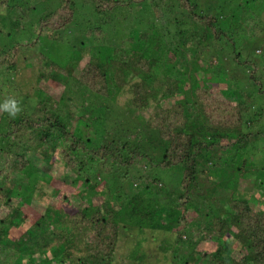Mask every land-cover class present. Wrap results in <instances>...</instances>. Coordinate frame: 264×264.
Returning <instances> with one entry per match:
<instances>
[{
    "label": "trees",
    "instance_id": "16d2710c",
    "mask_svg": "<svg viewBox=\"0 0 264 264\" xmlns=\"http://www.w3.org/2000/svg\"><path fill=\"white\" fill-rule=\"evenodd\" d=\"M29 1L33 5L38 0ZM208 1L43 0L41 3L52 6L42 16L26 19L22 11L13 20L9 15L16 4L0 0V74L33 70L35 86V96L22 99L27 107L15 117L0 110V264H116L120 260L116 246L121 215L123 221L137 217L133 226L163 235L162 246L157 249L163 250L166 264L170 253L175 260L184 258L183 246L189 253L177 264H264V200L259 201L263 208L256 210L250 202L254 195L250 199L234 197L247 177L259 190L258 199L264 197V165L248 168L244 161L238 165L234 161H240L251 143L264 142V130L249 117L255 109L254 97L264 98V88L257 62L240 60L234 40L226 33L229 29L221 27L222 17L224 21L226 17L219 10L225 0H215L214 11ZM79 2L89 5L99 21L118 9L147 2L155 17L148 25L152 32L142 36L149 40H138L141 46L145 43L143 49L137 47L130 53L117 49L111 53L114 56L94 57L80 48L78 58L59 65L52 60L49 48L72 24L82 22H77L75 11ZM165 41L171 48L160 54ZM228 43V48L223 47ZM30 51L31 58L23 57ZM212 51L230 55V63L242 67L247 84L256 94L241 89L234 78L229 79L226 91L195 83L183 89L191 62L198 60L199 52ZM85 57L87 62L83 61ZM214 62L211 60V65ZM174 66L180 68L182 77H173ZM155 72L161 74L157 83ZM51 80H59L64 89L74 80L86 94L103 98L111 96L112 88L128 94L133 110L147 111L146 118L136 115L141 118V126L152 132L157 147L164 150L160 160L141 152L137 130H126L116 141L90 146L79 136L83 129L80 124L76 128L79 120L69 126V120L58 118L57 106H48L49 99H42ZM249 86L245 89L252 91ZM179 94L183 99L164 105L165 100ZM219 149L227 154L233 151L234 155L224 161L213 158ZM262 151L257 152L264 161ZM254 156L248 151L250 159ZM95 164L121 185L119 192L104 181L109 178L96 180ZM54 165L65 168L61 180L66 188L58 186L47 195V203L31 206L35 184L52 182L50 169ZM119 167L125 171L123 179L136 169L177 170L179 181L177 190L170 193L171 205L157 208L159 195L167 194L164 187L156 197L146 193L158 189L156 183L147 186V181L139 178L140 182L133 180L132 186L130 180H115L111 169L118 171ZM125 185L131 186L123 192ZM95 197L99 199L96 204ZM75 198L87 205L68 213L75 206ZM139 245L136 242V248H130L133 254L127 257L129 264H147L146 259L151 258L161 261L150 249L142 252Z\"/></svg>",
    "mask_w": 264,
    "mask_h": 264
},
{
    "label": "rangeland",
    "instance_id": "374dc122",
    "mask_svg": "<svg viewBox=\"0 0 264 264\" xmlns=\"http://www.w3.org/2000/svg\"><path fill=\"white\" fill-rule=\"evenodd\" d=\"M13 1L16 4V7L9 15V17L13 20H16L18 16L20 17L22 11L26 13V19L42 16L41 13L47 12L46 10H48L50 5L52 6V4L46 6L43 2L41 3L43 0H38L36 3H33V5H30L29 0ZM214 1L215 0L208 1L209 6L212 7V9L208 7L211 11H214ZM163 2L164 1H162V3ZM81 8L83 9L81 10ZM89 8V5H83L79 2L75 11L76 17L78 18L77 22H82L78 23L79 25L72 24L70 27L71 29L67 30L63 36L60 37L61 39L59 38L60 40L53 43L54 47L50 46L49 49L51 51V58L59 65L65 66L72 59L78 58L76 54L80 48L89 50L91 55L94 57L103 55L114 56L111 53L117 49H122L126 53L138 50L137 47H141V49H143L145 43L141 46L138 44V40L142 42L149 40L148 38H143L142 36H149L152 32L149 31L148 25L150 22L155 20V17L152 8L147 2H143L140 5L133 4L127 9H118L107 18L105 17L106 19L104 17L101 18V21H99V18L92 11H90ZM163 11L164 9L161 10V13H163ZM219 13L221 16L226 17L225 21L222 17L221 27L229 29L227 31L225 29L224 30L228 33L227 35L234 40V47L240 54V60L247 58L257 62L259 67V81L261 87L264 88V0H225L224 8H221ZM164 43L163 51L160 54H165V51L171 48L167 41ZM229 45V43L223 44V47L228 48ZM217 48H220V46ZM53 49L56 50V52H54ZM199 53L200 57L197 61L191 62L192 66L187 71H185V68L181 65L183 67V73L185 71L183 79L184 82L182 83L183 89H190L191 84L195 83L199 86H207L209 89L214 91H226L229 88V79L234 78L237 86L241 89L256 94V90L252 89L247 84V74L243 71L242 67L236 65L234 62L233 64L230 63V55L226 52L213 53L212 51L209 54ZM23 54V57L31 58L33 53L32 51L27 52L29 56L25 53ZM160 54L157 56L159 57ZM213 59L215 62L211 65V60ZM87 60V57L83 59V61L86 62ZM209 64L211 66L208 68ZM173 70V77L183 76V73L178 66L172 67V71ZM155 75L157 79L155 83H157L161 74L155 72ZM33 76V70L29 69H21L18 72L10 71L8 73H4V75L0 74V106L9 100H14L20 108V111L23 110L25 106L27 107L26 102L24 105V101L22 99H24L25 96H35V93L32 91V88L35 87ZM13 79L15 84H13ZM50 82L51 87H47L46 90H44L42 99L45 101L49 99L48 106H51L52 104L55 107L57 106L55 109L57 111L56 114L58 118L69 120V126L72 125L74 120H79L76 128L78 129L79 124L80 126L83 125V129L81 130L82 135L79 136L88 141L90 146L97 147L104 143L116 141L118 136L126 130L133 132L137 130L138 137L142 140L141 152L152 157L155 161L160 160L164 150L157 147V143L153 140L152 132L141 126V118L136 115V113H138L143 118H146L148 116L147 111L136 112L133 110L130 106L128 94H123L122 91L116 92V90L112 88L110 91L111 96L109 98H103L90 93L86 94L85 89L82 86L77 85L74 80H70L69 83L66 84L65 89L64 85L59 80H51ZM246 86H249L252 91L245 89ZM160 90L163 91V89ZM183 97L184 96L179 94L174 98L165 100L164 105L172 104L177 100L183 99ZM31 103L32 102L30 101L29 109L33 107V104ZM253 104L255 109L252 110L249 117L256 125H258V128L264 130V98L256 95L254 97ZM82 122L89 125L90 128ZM248 146L249 147L244 150L240 161L236 159L234 160L235 163L238 165L244 161L248 168L250 165L255 167L263 166L264 161L262 160L260 153L257 151H262L264 148V142L257 141L256 143H251ZM248 151L251 154H255V156L250 159L248 157ZM214 153L215 155L213 158L220 157L223 161L224 158L228 157L231 159L234 155L233 151L227 154L222 153L220 149ZM262 153L264 157V151H262ZM95 165L96 170H94V176L96 180L109 178V180L104 181L112 185L110 186L111 190L119 192L121 190V185L114 183L109 176L110 174L105 175L103 173L106 172L105 169H102V171L98 167V164ZM140 165H142V163ZM46 169H48V167L43 170L45 171ZM64 169L65 168L63 166L54 165V167L50 169V174L53 178L52 182L48 184L44 181H38L35 184V189L32 193V197L34 199L31 202V206L47 203L49 200L47 195H50L53 191H55L58 186L66 188V185L61 180L66 174V170ZM111 171V177L115 180L121 183H124L123 180H130L132 186L133 180L137 179L138 183L140 182L139 178L142 179V182L144 180L147 181V186L149 184L156 183L158 189L153 188L146 191V193L152 194L153 197L157 196L159 189H162L163 187L168 189L167 194L159 195V197L162 196L160 198L158 197L161 201L156 200V205L157 208L161 206L166 207V209L169 205H171V202L169 201L171 196L170 193L177 190V183L179 181V173L177 170L136 169L133 172H128L129 174L125 177V179H123V175L125 173L123 169L120 168L116 171L115 168H112ZM147 176H149L148 178L152 179L153 182L150 179H145ZM155 179L157 180L156 182H154ZM240 184L241 186L237 188L234 193V197L250 199V197L254 195L255 199H250L251 205L256 210L262 209L263 207L260 202L263 203L264 197L258 199L259 194L257 192L259 190H255L252 178L247 177L244 181H241ZM131 185H125L123 187V192L128 191V186ZM68 188H70L71 191L74 189L70 186H68ZM132 189H134V187ZM126 194H133V192ZM24 196H29L28 192H24ZM93 199H95L94 204H96L99 200L98 197ZM73 200L75 201V206L70 208L68 213L73 212L75 207L81 208L87 205L84 204V202H80L76 198ZM26 201L28 202L29 198L26 199ZM120 218L119 238L116 246L118 247L117 253L120 260H117L116 264H129L131 262L127 259V257L133 254V252L130 253V248L132 249L136 245V242H138V244L140 243V250L142 252H146L150 249L152 253H154V255L162 261L157 263L154 258H151L146 259L145 262L147 264H166V262L162 260L164 255L163 250L160 248L157 249L162 246L163 235H156L157 233L155 231L148 229L142 230L133 226L135 225V223H133V219L137 217L131 216L124 221L122 215ZM162 218L165 221L167 220L165 214L162 215ZM199 246L198 249L203 251V248ZM210 248L212 249V246H207L208 250ZM181 249H183V251H181L182 254L185 255L184 258L182 260H175L170 253L168 255L169 261H167V264L181 263L184 259H186L189 249L184 246Z\"/></svg>",
    "mask_w": 264,
    "mask_h": 264
},
{
    "label": "clouds",
    "instance_id": "9594fccd",
    "mask_svg": "<svg viewBox=\"0 0 264 264\" xmlns=\"http://www.w3.org/2000/svg\"><path fill=\"white\" fill-rule=\"evenodd\" d=\"M0 110L8 112L9 116L15 117L17 113L20 111L17 103L14 100H9L0 106Z\"/></svg>",
    "mask_w": 264,
    "mask_h": 264
}]
</instances>
